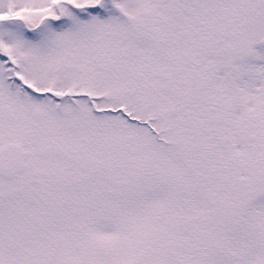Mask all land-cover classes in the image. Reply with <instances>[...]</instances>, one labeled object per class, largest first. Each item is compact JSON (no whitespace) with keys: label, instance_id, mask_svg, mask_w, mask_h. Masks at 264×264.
I'll use <instances>...</instances> for the list:
<instances>
[{"label":"snow or ice","instance_id":"6c2138e0","mask_svg":"<svg viewBox=\"0 0 264 264\" xmlns=\"http://www.w3.org/2000/svg\"><path fill=\"white\" fill-rule=\"evenodd\" d=\"M0 264H264V0H0Z\"/></svg>","mask_w":264,"mask_h":264}]
</instances>
